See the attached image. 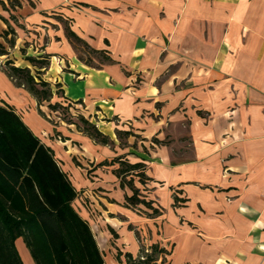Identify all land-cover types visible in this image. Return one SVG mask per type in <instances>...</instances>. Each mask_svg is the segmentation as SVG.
Here are the masks:
<instances>
[{"label": "crops", "instance_id": "1", "mask_svg": "<svg viewBox=\"0 0 264 264\" xmlns=\"http://www.w3.org/2000/svg\"><path fill=\"white\" fill-rule=\"evenodd\" d=\"M2 1L0 42L14 39L16 66L34 71L26 57L50 55L40 78L113 141L95 142L0 70V104L53 149L105 264L110 252L121 251L116 264L138 256L136 230L169 264H264V0ZM66 27L112 61L75 45ZM118 156L146 165V184L127 179L160 216L127 206L118 163L97 166Z\"/></svg>", "mask_w": 264, "mask_h": 264}, {"label": "trees", "instance_id": "2", "mask_svg": "<svg viewBox=\"0 0 264 264\" xmlns=\"http://www.w3.org/2000/svg\"><path fill=\"white\" fill-rule=\"evenodd\" d=\"M11 5L17 0H9ZM5 6V3L0 0ZM67 37L75 45H81L88 54H103L107 61H112L104 51H97L66 27ZM14 44V39L11 45ZM7 54L0 48V55ZM50 55L41 57L28 56L35 72L29 67H21L9 61L4 72L19 87L25 88L41 105L49 103L52 112L62 105L52 103L54 97L51 84L40 78L50 66ZM84 60L83 57H81ZM88 62V61H87ZM59 90L60 85H56ZM71 104V102L69 103ZM82 125L77 128L103 145L113 141L103 134L96 124L83 115L79 116ZM129 132H118L119 136ZM121 140L128 137H119ZM157 144L162 142L153 140ZM120 166L113 173L121 179V186H129L133 192L126 197L129 207L137 208L143 204L151 210L149 217L162 214L160 207H154L152 201L141 198V190L134 185V178L142 184L149 181L146 165L143 162L130 163L124 156L112 161H104L97 166ZM78 191L73 186L68 174L63 170L52 148L42 140L23 121L15 108L0 104V264H25L16 242L22 238L29 248L35 264H105L101 251L89 222L74 207ZM185 202L175 196V206ZM132 228V227H131ZM112 230V229H111ZM138 238L139 234L137 233ZM170 252L153 244L142 246L138 256L126 253L130 264L166 263L164 256Z\"/></svg>", "mask_w": 264, "mask_h": 264}, {"label": "rangeland", "instance_id": "3", "mask_svg": "<svg viewBox=\"0 0 264 264\" xmlns=\"http://www.w3.org/2000/svg\"><path fill=\"white\" fill-rule=\"evenodd\" d=\"M11 42L10 41H7V45H3V43L0 42V48L1 49H4L6 51L7 54L5 55H0V70L4 71V70H7L8 68V63L9 61H12L14 65H16L17 63L11 58V53H12V50L9 48H12L11 47ZM82 49V48H81ZM94 57H96V59L100 60L101 62H104V59L99 56V55H94ZM34 72H35V69H34ZM59 85V84H58ZM56 95L59 97V102L61 103L62 107L61 108H58L57 111H54V115H56V117H59L60 120L66 122V123H69L68 121H72L74 123H77L79 125H82L80 120H79V116L82 115L81 113H78V110L79 109H76L75 107H73L72 109V104H69V102L65 101L62 97V94H61V90L58 89V87L56 86ZM55 95V96H56ZM55 96L53 97L52 100H55ZM58 101V100H57ZM52 103H55V101H52ZM84 116V115H83ZM85 117V116H84ZM51 121H53L54 124L55 121H58L57 119H54L53 117L50 118ZM76 125V124H75ZM185 138L182 139V143L180 141L177 142L176 146H175V149H174V152H179L180 150L184 149L183 147L188 144H185V142L183 141ZM167 142V141H166ZM170 143V142H169ZM157 144V143H156ZM177 158V157H176ZM178 160H181L180 158H177ZM145 193H148V191H146ZM144 194V193H143ZM145 195V194H144ZM78 207H79V203H77ZM90 209V213L92 214V217L94 216V214L96 215V217L94 216L95 219L99 218V215H97V211H94L92 207L89 208ZM138 211H136L138 214L140 215H144V211L147 209L145 206H142L141 208H137ZM102 226V224H101ZM104 228L107 229V227L105 226V224H103ZM95 230H97V227L94 228ZM158 229V234H161L160 232V228H159V225L157 227ZM135 233H138L139 234V242L141 243V246H145V244H150V242L148 241V238H151V234L148 232H146V234H141L139 230H136ZM113 238H117V236H114ZM143 242L145 243H142V240ZM153 238V236H152ZM19 239H22V238H19ZM17 245V248H18V251L20 252V255H22L23 259L26 257L27 258V262L32 261L33 263V260L31 259L32 256H31V253H30V250L29 248L26 246L24 240L22 239V244H19V243H16ZM20 248V249H19ZM121 251H118L117 253H119ZM117 253H106V259H107V264H116L115 261L117 260L116 256H117ZM25 258V260H26ZM30 258V259H29ZM116 259V260H115ZM124 258H122L123 260ZM126 259V258H125ZM124 261V260H123ZM121 263V262H119ZM123 263V262H122ZM161 263V260L158 261L157 264H160ZM129 264V262H128Z\"/></svg>", "mask_w": 264, "mask_h": 264}]
</instances>
